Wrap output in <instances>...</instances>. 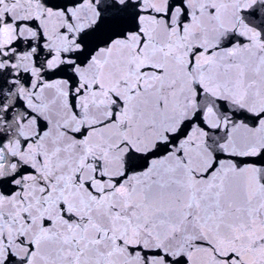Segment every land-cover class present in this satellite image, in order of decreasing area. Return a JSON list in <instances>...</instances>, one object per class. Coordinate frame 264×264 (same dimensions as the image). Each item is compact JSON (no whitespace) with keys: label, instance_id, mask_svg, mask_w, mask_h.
Masks as SVG:
<instances>
[{"label":"snow or ice","instance_id":"snow-or-ice-1","mask_svg":"<svg viewBox=\"0 0 264 264\" xmlns=\"http://www.w3.org/2000/svg\"><path fill=\"white\" fill-rule=\"evenodd\" d=\"M0 264H264V0H0Z\"/></svg>","mask_w":264,"mask_h":264}]
</instances>
